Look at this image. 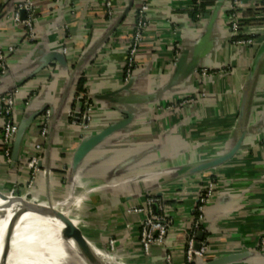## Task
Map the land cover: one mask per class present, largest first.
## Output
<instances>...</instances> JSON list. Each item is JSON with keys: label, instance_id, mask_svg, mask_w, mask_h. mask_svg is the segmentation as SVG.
Instances as JSON below:
<instances>
[{"label": "crops", "instance_id": "0c3cea01", "mask_svg": "<svg viewBox=\"0 0 264 264\" xmlns=\"http://www.w3.org/2000/svg\"><path fill=\"white\" fill-rule=\"evenodd\" d=\"M23 1L0 0V50L13 49L0 72V94L18 88L14 118L32 121L15 160L6 162L0 146L7 208L20 197L64 215L116 264H205L232 254L243 256L228 264H264V59L250 78L258 44L232 42V0H206L205 11L194 17L193 0H110L112 19L106 0H30L31 39L14 18ZM241 2V34L263 36L264 21L241 23L261 0ZM139 16L146 27L126 83L127 48ZM53 52L62 53L64 62L50 59ZM80 96L89 97L93 109L88 129L69 116L81 107ZM47 109L42 136L39 122ZM2 124L0 116V129ZM107 128L110 133L90 142ZM240 136L232 158L193 171ZM32 153L39 154L41 171L27 188ZM209 180L214 194L198 207L207 253L187 263L185 242ZM148 195L162 200L171 225L165 243L146 254L139 241L145 213L133 209ZM21 209L3 235L8 252L19 218L32 213ZM67 243L74 250L68 255L87 264Z\"/></svg>", "mask_w": 264, "mask_h": 264}, {"label": "built area", "instance_id": "2783aa9c", "mask_svg": "<svg viewBox=\"0 0 264 264\" xmlns=\"http://www.w3.org/2000/svg\"><path fill=\"white\" fill-rule=\"evenodd\" d=\"M201 0H196L199 3ZM105 5L107 7V15L110 19L113 18V10L111 7V1L106 0ZM242 6L241 0H232L229 4L231 13L228 16L227 25L230 31V38L236 45L252 44L254 40L252 38H235L241 34L239 16L237 14V8ZM263 7L264 5H260ZM21 11L24 12V18L21 19ZM14 18L20 21L26 30L28 39H31L34 35L35 28V8L30 0H24L16 6ZM146 27V20L143 17L137 19L133 31L131 33L130 44L127 48V62L124 70V81H127L132 75L135 59L138 52V48L142 39L144 28ZM12 48L9 47L6 51L0 50V72L4 73L7 69V56L12 52ZM17 94H19L18 88H14L8 92L0 94V116L3 119V124L0 129V146L5 156L6 162L11 160V145L17 131L18 123L14 118V109L16 108ZM81 107L78 109L70 110V118L80 125L84 129H88L91 122L92 105L90 98L87 96H80ZM28 101L26 102V104ZM51 115L50 110H45L39 125L40 133L44 136L47 132V125L49 117ZM39 154L32 153L27 159V165L30 169L31 178L27 184V188H31L32 179L36 174L41 171ZM45 171V170H44ZM46 172V171H45ZM215 189V183L213 180L207 181L200 190V194L197 198L199 203V209L207 203L213 196ZM134 212H144L145 217L141 223V230L139 234L140 244L146 254H148L151 246H162L165 243L169 226L171 225V219L166 214V206L162 200L155 195H148L144 203L138 208L133 209ZM200 218H194L193 228L185 242V259L187 263H193L195 257H204L207 253V244L205 241L199 242L198 249H195V243L197 232L199 231ZM112 247V243L110 244ZM167 264H172L170 259H167Z\"/></svg>", "mask_w": 264, "mask_h": 264}, {"label": "water", "instance_id": "95a60500", "mask_svg": "<svg viewBox=\"0 0 264 264\" xmlns=\"http://www.w3.org/2000/svg\"><path fill=\"white\" fill-rule=\"evenodd\" d=\"M222 2H223V0H217V5H221ZM130 4H131V2L129 3V5ZM21 14H22V18H24V12L23 11H21ZM49 58L50 59H56L57 61L62 62V63L64 62V56L62 55V53L53 52L49 55ZM263 59H264V35H263L262 40L260 41V43L257 46V50H256L254 58H253L252 66L250 69V78H252L255 75V72L257 71V69H258L260 63L263 61ZM131 77H132V75L129 77V79L126 81V83H129V81L131 80ZM8 91H10V90H8ZM8 91H6V92H8ZM79 100L81 101L80 98H79ZM31 123H32V121L30 119H28V120H25L24 122H21L20 124H18L17 131L15 133V137H14L12 145H11V160L16 159L21 139H22L27 127L30 126ZM110 132H111L110 128L104 129L99 134L92 135L91 137H89L90 142H95V141L103 138L105 135H107ZM241 140H242V137L241 136L238 137V139L235 141V143L231 146L230 149H228L227 151L223 152L222 154H220L216 157H213L207 161H203V162L195 165V167L193 168V171H203V170L214 168L220 164L225 163L227 160L232 158V156L237 152L238 148L240 147ZM83 153H84V149L77 152L78 155H82ZM0 198L2 200L6 199V197L4 195H2L1 193H0ZM14 202L21 204L22 209L20 210V212L31 211L32 213L37 214L39 216L54 217L55 219L59 220L63 225V228L61 230V235H62L63 239L72 241V243L74 244L76 249L81 253V255L87 261V264H110V263L105 262V260H103L101 255H99V254H103L104 256L107 257V259H109L107 252L101 251L100 249H97L89 241H87L86 238L76 228H74L69 223V221L65 218L64 215L57 214L49 208H45L41 205L32 203L31 201H28V200L20 198V197H15ZM202 236H203V233L198 231L197 235H196L197 242L195 243V246H194L195 249H198L199 242L201 241ZM7 252H8V245L6 244L3 247L2 259L5 258ZM242 256H243V254H232V255L222 256V257L207 261L205 264H228V263H232V262L238 260Z\"/></svg>", "mask_w": 264, "mask_h": 264}, {"label": "rangeland", "instance_id": "374dc122", "mask_svg": "<svg viewBox=\"0 0 264 264\" xmlns=\"http://www.w3.org/2000/svg\"><path fill=\"white\" fill-rule=\"evenodd\" d=\"M1 215L0 264H83L81 258L75 259L70 254H74V250L69 243H63L56 239L58 232L55 229H45L39 223H52V220H45L46 217L36 214L33 215L38 219V222L36 220L25 221L19 218L9 243V252L3 260V235L8 223H3L5 220L4 213ZM67 251H70L69 255Z\"/></svg>", "mask_w": 264, "mask_h": 264}, {"label": "bare ground", "instance_id": "6f19581e", "mask_svg": "<svg viewBox=\"0 0 264 264\" xmlns=\"http://www.w3.org/2000/svg\"><path fill=\"white\" fill-rule=\"evenodd\" d=\"M8 202V201H7ZM7 202L0 199V212L1 213H4V222L3 223H8L9 220L11 219L14 211L20 206L21 207V204L20 203H14L13 205L9 206V208H7ZM2 210V211H1ZM0 213V219H2V215ZM20 219L22 220H25V221H31V220H36L38 222V219L36 217H34L33 213H30V212H27V213H24ZM45 220H52V223H47V222H39L41 223V226L45 229H55L57 232H58V236L56 239H58L59 241L61 242H67V240L63 239V237H61V230L63 228V225L62 223L55 219L54 217H46ZM1 222V221H0ZM27 223V222H26ZM25 223V224H26ZM28 224V223H27ZM1 226V225H0ZM5 226V225H4ZM6 230V229H4ZM2 232V230H0ZM69 242L72 243L71 240H68ZM73 244V243H72ZM101 255V257L103 258V260H105V262L107 263H110V264H115L113 262H110L111 260L107 259L106 256H104L103 254H99Z\"/></svg>", "mask_w": 264, "mask_h": 264}, {"label": "trees", "instance_id": "16d2710c", "mask_svg": "<svg viewBox=\"0 0 264 264\" xmlns=\"http://www.w3.org/2000/svg\"><path fill=\"white\" fill-rule=\"evenodd\" d=\"M207 1L206 0H202L199 3H196V0H193V9L191 15L194 17L197 13H203L205 10L204 8L207 5ZM261 5H264V0H261ZM228 14L231 13V10L227 11ZM246 19H243L241 21V23H247L248 21H259V22H263L264 21V8L263 7H258L257 9H249L246 11ZM237 38H244V39H248V38H252L254 41L257 42V44L260 43V41L262 40L263 36L261 35H239ZM78 90H81V88L79 87ZM204 185V184H203ZM202 185V186H203ZM199 207V203L197 202V206L195 207V211L193 213V217L194 218H199L200 217V211L198 210Z\"/></svg>", "mask_w": 264, "mask_h": 264}]
</instances>
